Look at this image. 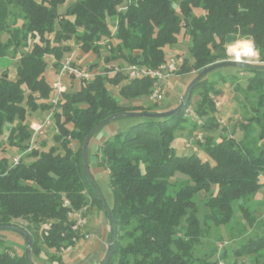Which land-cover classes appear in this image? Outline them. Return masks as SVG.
Masks as SVG:
<instances>
[{
  "label": "trees",
  "instance_id": "obj_1",
  "mask_svg": "<svg viewBox=\"0 0 264 264\" xmlns=\"http://www.w3.org/2000/svg\"><path fill=\"white\" fill-rule=\"evenodd\" d=\"M69 1L0 0V58H18L14 79L7 70L0 74V135L7 131L8 144L19 153L24 151L31 136L30 114L52 108L57 128L52 146L41 143L40 151L26 155L17 165L12 166L7 157L0 158V226H16L29 233L33 264L40 242L58 251L74 246L80 235L72 231L68 211L86 207L89 195L100 200L92 175L83 164L86 135L112 115L161 112L134 102L149 95L150 79L124 83L125 75L110 73L112 67L90 80H81L78 90L65 91L53 107L49 100L60 63L71 52L68 42L74 41L83 53L97 57L106 51L105 65L119 61L157 68L183 35L187 37L188 57L176 74L194 72L196 77L202 69L226 61L228 46L251 41L259 63L264 64V0ZM48 58L56 74L51 83L47 80ZM223 68L237 72L219 73L215 80L208 76L216 70L209 72L196 82L190 99L177 114L134 117L136 122L128 130L99 146V165L108 172L113 195L110 210L115 227L106 264H217L194 252L203 235L196 203L201 192L208 195L204 205L209 213L204 220L210 225L228 224L234 218L235 205L248 215L247 202L263 187L264 112L255 108L251 116L244 117L238 139L233 137L234 131L228 134L225 128L218 137L207 133L219 126L214 98L222 90L217 82L234 84L238 89L239 74L248 73L246 87L262 91L258 107H263L264 70ZM108 86L116 87L117 95ZM194 94L198 96L195 120L188 123L187 109ZM187 123L193 132L199 129L202 133V140H195L194 146L207 160L201 159L197 150L179 155L174 148L176 132ZM72 142L79 143L75 151ZM25 158L34 161L27 164ZM177 175L183 176V181L171 182ZM63 198L70 207L63 206ZM122 239L127 240L125 246H121ZM2 246L0 242V264H28L25 248L18 255ZM261 251L264 234L241 244L233 254L252 256ZM215 253L216 248L209 257ZM224 257L225 252L220 259Z\"/></svg>",
  "mask_w": 264,
  "mask_h": 264
},
{
  "label": "rangeland",
  "instance_id": "obj_2",
  "mask_svg": "<svg viewBox=\"0 0 264 264\" xmlns=\"http://www.w3.org/2000/svg\"><path fill=\"white\" fill-rule=\"evenodd\" d=\"M70 0L69 2H71ZM177 1V0H175ZM115 41H113L114 43ZM71 52L66 53L64 58L67 56H71L73 59V64L82 65L86 68H89L91 71L102 72L104 68L115 66H122L119 61L110 62L109 64L104 63L103 56L107 54L106 51L103 50L102 56L97 57L94 53H83L79 46L74 42L70 41ZM187 37L180 35L179 43L172 47V49L168 50L166 53L170 56H181L183 58L188 57L187 50ZM247 45L248 52H241L238 56H235L229 52L227 47V60H238L246 63H259L258 52L255 51L254 46L251 41L247 43L240 44L237 46H245ZM256 54H255V52ZM9 63V64H8ZM18 63V58L11 59L10 56L6 58L5 61L0 60L1 65H10L12 68L16 67ZM237 70L232 68H222L212 72L208 77L210 80H215L219 73L229 75L236 73ZM248 73H240L239 77H241V81L239 82L240 88L236 89V86L223 84L222 82H217V88L222 90L221 95L214 98L216 103V112L214 114L216 123H218L217 129L212 130L207 134H211L215 137L223 134V128L227 130L228 134H231L233 131V137L236 139L240 138V124L245 123L244 117H249L253 114V109H260L261 112H264V106L258 107L259 98L262 91H253L248 90L246 87L245 77ZM53 68L50 66L49 58H48V70H47V80L51 83L54 81ZM195 76L194 72H188L185 75H175L173 77H178L179 81L184 83V88L181 93V98L184 94V91L193 80L192 78ZM195 78V77H194ZM70 80V79H69ZM68 83L75 85L78 87L77 81L71 79ZM166 86V92L167 93ZM113 93V92H112ZM114 94V93H113ZM115 95V94H114ZM167 96L163 98L160 102H155L150 100L149 96L143 97L142 99H138L135 104H142L143 106H152L153 108L158 109L161 112H165L163 110H167L166 105ZM198 100L197 95H192L191 104L189 105L186 115L187 122H191L195 120L193 115V109L196 105V101ZM264 100V98H263ZM171 110V109H170ZM41 112H35L30 114L28 121L39 120L42 117ZM136 122L134 118H122L114 120L101 129H99L90 139L88 148H87V163L89 167V171L92 175L93 181L98 189L95 190V186L90 182L93 192L99 193L101 198L106 203V205L111 208L113 206V195L111 191V187L109 184V176L105 166L99 165V146L101 143L119 132H125L128 128ZM186 124L185 128L181 131L176 132L173 146L176 149L177 153L181 150L183 155H189L193 153L192 149H189L186 144L192 142L195 144L193 131L191 130L190 124ZM205 133V132H204ZM55 133L53 131L48 132L45 139L42 143H45L47 147L53 145V135ZM72 149L75 151L79 147V143L72 142ZM196 147V145H195ZM196 153L201 159H206L205 155L200 152L196 148ZM181 153V152H180ZM19 154L18 150L8 144L7 140V131H4L3 134L0 135V158L7 157L9 161H12L14 157ZM34 161V158H25L24 163H31ZM184 177L177 175L174 179H171V182L179 183L183 181ZM261 182L263 183V187L259 190L256 195H252L250 200L247 202V211L248 215H244L238 208L237 205L233 207V216L234 218L226 225L213 226L210 225L209 220H204V215L208 214L209 211L205 207L204 202L207 200L208 195H205L204 192H201L197 196L196 203L199 209V219L202 224L203 235L200 237V241L194 249L195 255L200 258H209V261H217V264H264V251H261L260 254L252 255V256H234V251L241 244L246 243L248 240H253L258 238L264 234V171L261 178ZM84 217L86 218V227L84 229L85 233L80 235L78 242L65 250L58 251L54 249H50L44 244L40 242L38 248L34 250L35 255L33 254V261L35 264H90L88 263V256L90 250L91 241L88 240V232L93 233L98 227H103L105 232L109 235V220L104 211V206L100 200H97L94 196H88V202L83 211ZM16 223L27 226V223L23 220H17ZM87 234V237L85 236ZM107 235V237H108ZM0 242L4 245L3 247H8L9 252L13 254L20 255L24 252L25 248V240L17 232L12 230H0ZM121 246H125L127 243L126 239L121 240ZM107 248V242H105ZM216 248L215 255L210 258V254L212 249ZM106 251V250H105ZM225 252L226 257L222 260L220 259L221 254ZM105 254V252H104ZM31 255V251H30ZM59 259V260H57ZM102 259V257H101ZM100 259V260H101ZM99 261L96 263L98 264ZM92 264V263H91Z\"/></svg>",
  "mask_w": 264,
  "mask_h": 264
},
{
  "label": "built area",
  "instance_id": "obj_3",
  "mask_svg": "<svg viewBox=\"0 0 264 264\" xmlns=\"http://www.w3.org/2000/svg\"><path fill=\"white\" fill-rule=\"evenodd\" d=\"M184 62V58L181 56H170L168 59L160 64L157 68H148L145 66L138 65H122L115 66V68L110 73L120 72L125 75L124 83H129L133 80H139L143 78H148L152 81L151 91L149 93V98L152 101L160 102L163 100L166 92V86L168 81L176 75V73L181 68ZM101 74L98 71H91L82 65L73 64V59L71 56L63 58L60 63V68L56 80L53 83V95L50 98V104L55 107L61 95L66 91L64 84V79H72L74 81L90 80L95 75ZM53 108L48 110V114L41 121H33L30 123L31 136L28 141L27 147L24 151L20 152L16 157L12 159V166L17 165L20 160L26 155L33 151L41 150V143L45 139L48 132H57V128L53 122ZM198 125L201 124L200 120H196ZM194 140H202V133L199 129L193 132ZM189 149L196 151V147L189 142L186 144ZM63 206L70 207V202L63 198ZM85 207L81 210H70L68 211V218L72 220V231L82 235L85 233L84 229L86 227V218L84 217L83 211ZM87 237V234L85 235Z\"/></svg>",
  "mask_w": 264,
  "mask_h": 264
},
{
  "label": "water",
  "instance_id": "obj_4",
  "mask_svg": "<svg viewBox=\"0 0 264 264\" xmlns=\"http://www.w3.org/2000/svg\"><path fill=\"white\" fill-rule=\"evenodd\" d=\"M223 67H240V68L264 70V64H260V63H246V62H242V61H238V60H226V61L217 62V63H214V64L202 69L197 74V76L187 85L179 104L175 108L168 110V111H165V112H159V113L124 112V113H120L117 115H112V116L107 117L106 119L101 121L99 124H97L84 138L83 145H82V158H83V164H84L85 171H87V172L89 171V167H88V163H87L88 144H89V141L92 138V136L99 129H101L106 124H108L114 120L121 119V118H134V117H137V118H165V117H169V116H172L174 114H177L181 109L184 108V106L187 104L188 100L190 99L191 91H192L194 85L196 84V82L198 80H200L203 76L208 74L209 72H212L214 70H217V69H220ZM98 195H99V193H98ZM99 198H100L101 203L104 206V211L108 217L109 224H110L109 239L107 242V251H106L105 257L103 259V262L101 263V264H106V262L108 261V259L110 257V254H111V251H112V248L114 245L115 227H114V219H113L112 212H111L110 208L103 201V199L101 198V195H99ZM0 230H12V231L17 232L20 235H22V237L25 240V258H26L28 264H33L32 260H31V255H30L32 239H31L29 233H27L22 228H19L16 226H10V225L0 226Z\"/></svg>",
  "mask_w": 264,
  "mask_h": 264
},
{
  "label": "crops",
  "instance_id": "obj_5",
  "mask_svg": "<svg viewBox=\"0 0 264 264\" xmlns=\"http://www.w3.org/2000/svg\"><path fill=\"white\" fill-rule=\"evenodd\" d=\"M37 1L39 2L41 0H37ZM59 10H60V12H62L64 10V6L60 7ZM69 43L70 42H68V45H70ZM6 58H0V60L5 61ZM4 70L8 71L9 76H10L11 79L15 78V76H16V67L12 68L10 65H1L0 64V74ZM177 78L178 77H172L167 83L168 87H167V93H165V97L167 96L166 105H167L168 109L173 108L176 105H178V103L181 100V93H182L183 88H184V83L182 81H179V79H177ZM69 81H71V80H69L68 78L64 79V84H65V87H66V91H69V90L76 91V90L79 89V84H80L79 81H77V82H79L78 83V87H76L73 84L68 83ZM108 90H110L115 95H117L118 89L116 87L108 86ZM137 101H134V102H137ZM125 104L129 105V104H131V102H127ZM41 113H42L41 114L42 117L39 118V120H34V121H41L48 114V111H43ZM179 151L181 153L179 152L178 154L179 155H183V152L181 150H179ZM88 234H89L88 235V240L91 241L90 250H89V256H88V263L96 264L98 261H100L101 257H103L104 252L106 250L105 242H107L108 233L105 232V229L103 227H98V229L95 230L93 233L88 232Z\"/></svg>",
  "mask_w": 264,
  "mask_h": 264
},
{
  "label": "bare ground",
  "instance_id": "obj_6",
  "mask_svg": "<svg viewBox=\"0 0 264 264\" xmlns=\"http://www.w3.org/2000/svg\"><path fill=\"white\" fill-rule=\"evenodd\" d=\"M247 45L245 46H237V45H234V46H230L228 47L229 49V52L235 56H238L241 52H248L249 50H247Z\"/></svg>",
  "mask_w": 264,
  "mask_h": 264
}]
</instances>
